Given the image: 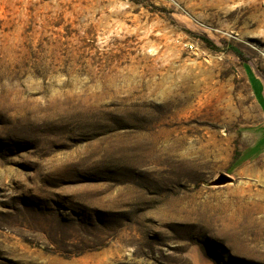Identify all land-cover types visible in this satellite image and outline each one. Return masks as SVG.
I'll return each instance as SVG.
<instances>
[{
    "label": "rangeland",
    "instance_id": "rangeland-1",
    "mask_svg": "<svg viewBox=\"0 0 264 264\" xmlns=\"http://www.w3.org/2000/svg\"><path fill=\"white\" fill-rule=\"evenodd\" d=\"M0 264H264V0H0Z\"/></svg>",
    "mask_w": 264,
    "mask_h": 264
},
{
    "label": "water",
    "instance_id": "water-1",
    "mask_svg": "<svg viewBox=\"0 0 264 264\" xmlns=\"http://www.w3.org/2000/svg\"><path fill=\"white\" fill-rule=\"evenodd\" d=\"M231 183H232V181L228 177H226L224 175H220L218 179L211 181L208 186L219 187V186H225V185L231 184Z\"/></svg>",
    "mask_w": 264,
    "mask_h": 264
},
{
    "label": "trees",
    "instance_id": "trees-1",
    "mask_svg": "<svg viewBox=\"0 0 264 264\" xmlns=\"http://www.w3.org/2000/svg\"><path fill=\"white\" fill-rule=\"evenodd\" d=\"M253 150H254V149H250V150H248L247 152H248V153H251Z\"/></svg>",
    "mask_w": 264,
    "mask_h": 264
},
{
    "label": "built area",
    "instance_id": "built-area-1",
    "mask_svg": "<svg viewBox=\"0 0 264 264\" xmlns=\"http://www.w3.org/2000/svg\"><path fill=\"white\" fill-rule=\"evenodd\" d=\"M192 47H193L192 45H189V49H192Z\"/></svg>",
    "mask_w": 264,
    "mask_h": 264
}]
</instances>
